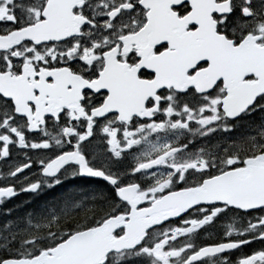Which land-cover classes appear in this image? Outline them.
Segmentation results:
<instances>
[{
  "label": "snow or ice",
  "instance_id": "6c2138e0",
  "mask_svg": "<svg viewBox=\"0 0 264 264\" xmlns=\"http://www.w3.org/2000/svg\"><path fill=\"white\" fill-rule=\"evenodd\" d=\"M0 216V264H264V0H0Z\"/></svg>",
  "mask_w": 264,
  "mask_h": 264
},
{
  "label": "flooded vegetation",
  "instance_id": "af4514ba",
  "mask_svg": "<svg viewBox=\"0 0 264 264\" xmlns=\"http://www.w3.org/2000/svg\"><path fill=\"white\" fill-rule=\"evenodd\" d=\"M43 198H50V197L47 196V194H45V196ZM26 199H28V194H21L20 197L13 198L6 206L7 207H13L14 205L19 204ZM14 215H15V213H14ZM7 219H10V217L0 216V224H3L4 221Z\"/></svg>",
  "mask_w": 264,
  "mask_h": 264
}]
</instances>
